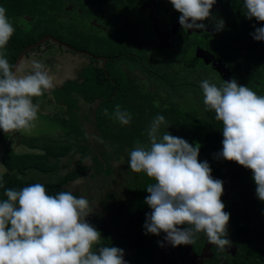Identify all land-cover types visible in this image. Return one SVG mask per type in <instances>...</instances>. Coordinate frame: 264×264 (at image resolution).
<instances>
[{"label":"trees","instance_id":"obj_1","mask_svg":"<svg viewBox=\"0 0 264 264\" xmlns=\"http://www.w3.org/2000/svg\"><path fill=\"white\" fill-rule=\"evenodd\" d=\"M68 1L0 0V6L6 9V15L15 28L5 48L0 49L10 64L14 65L24 49L46 36L54 37L60 44L64 43L73 50L87 51L91 55L89 65L83 69L78 79L66 80L50 92L55 102L65 108L66 116L60 121L62 127L69 129L68 133L55 137L22 136L18 140L19 144L38 150L36 153L3 152L2 163L6 171L0 174L4 183V187L0 188V201L6 199L5 188L19 190L37 182L43 184L50 195L64 190L71 191L70 182L76 178H85L87 173L94 183L101 178L100 182L107 184L109 198L115 201V186L119 181V188L129 191L133 197L130 203L136 208L133 221L136 226L135 236L140 242L142 254L148 252L152 258L150 260L155 263L156 254L152 251H156L161 234L146 235L143 228L145 214L151 211L144 202V198L149 195L146 188L155 181L143 172L131 171L128 160L129 153L137 142L148 146L147 130L151 121L155 116L163 115L169 126L162 125L159 135L167 130L190 144L199 143V154L203 161H208L212 169L211 175L223 182L221 200L229 188L236 187L239 201L229 203L224 209L230 214L228 237L232 235L240 238L245 235V240L247 238L249 244L254 242L255 251L264 256V245L259 246L260 239L264 238V202L256 197V185L250 169L234 161L216 157L215 154L222 149V122L216 121L214 112L206 110L203 104L200 82L209 79L219 86L224 80L212 77L206 69L196 68L195 71L193 68H177L176 61L164 63L158 60L150 50L149 41L140 38L139 34L132 35L137 37L136 49L128 50L124 45H105L102 39L116 41L115 37L120 30L114 23L121 14L127 12L124 0H71L75 6L86 5L99 13L101 18L105 17L106 22H112L109 37L80 31L74 24H70L69 28L62 22H56L55 13L61 12ZM221 3L226 13L238 19L229 21V43L222 45L229 59L231 79L246 85L258 95H264V41H255L250 36L254 31L253 25L264 26V22L245 18L244 0H221ZM102 12H107V15L102 16ZM22 15L35 19L26 30L17 24ZM126 30L133 32L128 26ZM126 35L131 37L126 33L124 37ZM237 41L243 42L248 50L247 68V62L238 59ZM134 51L140 57L134 55ZM123 57L137 62L138 71L153 88L151 91L129 79L126 70L118 71L115 68L116 61ZM104 58L106 61L101 65L98 59ZM190 90L194 93L199 112L191 110L193 108L181 110L175 102V98H183ZM50 93L45 91L42 96L34 97L33 102L42 108ZM156 99L159 106L154 103ZM116 105H120L122 111L130 113L131 121L128 125H121L113 117ZM105 109L108 111L107 115ZM88 126L91 127L92 134L87 132ZM0 140H3L2 133ZM112 176L116 178L111 180ZM71 192L79 196L78 192ZM106 242L104 245L112 246L110 240Z\"/></svg>","mask_w":264,"mask_h":264},{"label":"clouds","instance_id":"obj_2","mask_svg":"<svg viewBox=\"0 0 264 264\" xmlns=\"http://www.w3.org/2000/svg\"><path fill=\"white\" fill-rule=\"evenodd\" d=\"M169 2L180 13L182 30L206 31V20H214V31L224 29L223 18H213L210 11L216 0ZM244 8L246 19L264 22V0H244ZM253 28V40L264 41V26ZM14 32L6 9L0 6V49ZM42 69L37 61L12 65L0 52V130L4 133L33 127L39 111L33 98L54 87L52 77ZM200 88L206 110L222 122V149L216 157L250 169L256 197L264 202V95L235 79L219 86L204 79ZM113 117L121 125L131 121L130 113L120 105L115 106ZM162 125L169 126L165 117L155 116L147 130L148 146L137 142L129 153L131 171L143 172L155 181L147 186L149 195L144 198L151 209L145 214V234L164 233L163 240L176 247L192 245L204 233L209 244L223 251L231 246L227 238L230 214L221 200L223 182L213 178L208 161L198 160L199 143L190 144L167 130L159 135ZM4 196L0 201V264H128L124 250L103 245L100 231L87 221L96 203L86 197L68 190L50 195L39 182L19 190L5 188Z\"/></svg>","mask_w":264,"mask_h":264},{"label":"flooded vegetation","instance_id":"obj_3","mask_svg":"<svg viewBox=\"0 0 264 264\" xmlns=\"http://www.w3.org/2000/svg\"><path fill=\"white\" fill-rule=\"evenodd\" d=\"M73 6H75V4L69 0L63 7L67 11L71 12ZM124 8L127 11L126 14H121L123 16L121 17L120 15L118 17V21L114 23V26L120 30L118 34H121V32L125 34L128 26L133 30L132 33L127 31L131 37H135L132 35L139 34L140 38H144V40L149 41L150 50L153 52L154 57L158 60L165 63L174 57L178 59V61L175 62V67L177 68L189 69L187 67L191 68L192 66L195 71L196 68L206 69L210 70L209 75L215 77L216 79L220 78L224 81L231 80V71L228 66L229 59L223 50L222 45L225 46V44L229 43L230 32L227 30L230 24L229 21H235L237 17H231L232 15L225 12L221 0H216V3L210 10L213 18H223L224 20V29L219 32L214 31L213 29L214 20L204 21L206 31L199 29H189L187 31L182 30L178 21L180 13L174 10L169 0H124ZM64 9L61 12H64ZM82 13L84 14L85 12ZM90 13L93 14V22H91L90 30L86 32L97 33L100 34L101 37H104V34L109 33L113 25L108 23L106 24L105 17L101 18L99 13L93 10H90ZM101 15L106 16L107 12H102ZM55 16L64 18V15H60L58 13H55ZM26 18L30 19L28 22L30 27L31 23L35 19L29 15H22L19 17L17 24L21 26L22 23L20 24V21H26ZM81 21L83 24H87L89 26L88 18L85 19L83 15L81 16ZM94 22L97 23L94 25ZM21 28L23 30L28 29L25 28V24H23ZM92 28L95 30L97 28L99 32L93 31ZM46 37L47 38H45L40 44L24 49L17 57L15 64L20 62L22 57L30 51H41L40 53L47 51L45 49L46 47H43L44 44H48L50 43V40L54 39L50 38L51 36ZM236 43L239 49L238 59L240 61H246L247 65L245 68H247V66H249L248 50L244 46L243 42L237 41ZM60 45L66 44L61 43ZM66 46L69 50H71V52L75 51L88 53L87 51L73 50L70 46ZM154 47L156 52L154 51ZM133 54L140 57L136 51H134ZM88 55H90V53H88ZM102 61L101 65H104L106 59L104 58ZM129 70H127V72L130 79L132 73L137 72H133L131 69ZM78 180L85 181L86 178H79ZM70 185L71 183L69 186ZM117 186L118 185L115 186L117 193H125L128 200L125 201L123 206L114 208V211L118 212V216L114 218V222L116 223H114L113 226V223H110L112 221L109 220L112 217H107L105 220H108L107 222L111 226L110 229L105 227L106 230L101 232L102 229H100L99 223V225L95 224V228L102 233L101 237L106 236L102 238L103 245L104 243H107V240H110V245L124 250V260H126L128 264H264V256H262L259 251H255L256 245H254V242L249 244L246 241L248 239L246 238L245 240V235H242L240 238L230 235L228 239L230 238L229 240L231 241V246L226 247V249L222 251L218 249L217 246L209 244L204 233H200L192 245H180L176 247H172L164 241V233H161V238L158 241H161L163 246L158 245L156 251H152L154 255L156 254L155 263L152 262L150 260L152 258L149 256L148 252H144L142 254L140 242L135 236L136 226L133 221L135 214L134 211L136 208L132 207L130 203L133 197H131V193L129 191H125L123 189V191H119L121 188ZM106 191H108V189ZM106 193L108 192H105V194ZM117 193H115L114 196L116 199H119ZM226 195L227 194L225 193V197L222 200L225 207H227L231 202L239 201V198L236 197V200L225 203ZM86 219L88 222H91L93 220V213ZM116 226L118 227V231L121 232V235L118 233V236L123 238L119 241L118 238H116V235L111 232V229H113V227L116 228ZM108 231L110 234L106 233ZM263 245L264 238H261L259 246L263 247Z\"/></svg>","mask_w":264,"mask_h":264},{"label":"rangeland","instance_id":"obj_4","mask_svg":"<svg viewBox=\"0 0 264 264\" xmlns=\"http://www.w3.org/2000/svg\"><path fill=\"white\" fill-rule=\"evenodd\" d=\"M82 12H85L84 14ZM69 13V14H68ZM90 8L87 7L86 5L81 7H76L73 6L70 11H67L66 9H64V12H59L58 14L60 15H64V18L62 17H56V22H62L64 26L71 28L70 24H74V26H76V28L80 31H88L90 30L91 27V22H93V14L90 13ZM84 16L85 19L88 18V23L89 26L87 24H83L81 21V16ZM29 18H26L25 20H21L20 24L22 23L21 26H23V24H25V28L29 27ZM97 22H94V25ZM111 24L113 25V23L111 22H106V24ZM20 26V25H19ZM20 26V27H21ZM88 26V27H87ZM113 28V27H112ZM93 31H98L97 28L96 30L92 28ZM101 31V30H100ZM126 34H128V32L126 31ZM100 35V34H99ZM111 35V30L109 33H105L104 37H109ZM125 35V34H124ZM123 32H121V34L119 33L118 36L115 37L116 41H111L110 39H102L103 43L105 45H116V47L122 46L124 45L126 48H128V50H132V49H136V44H138L137 41V37H128L127 35L124 37ZM114 39V40H115ZM50 43L48 44H44L43 47H46L45 49L47 50L46 52H48L47 55L51 54H57L56 60H52L53 62H51L53 64L52 69H55V66L57 65V61H61L60 64H68L69 68L68 70H70V72H77L79 70V68H81L82 66H84L85 64H87L86 59H83L82 57H79V59H76V57L78 55H75L74 53H71V51L67 48V46L65 45H60L58 41L56 40H50ZM116 42V43H115ZM44 50V49H43ZM42 50V51H43ZM41 52V51H40ZM40 52H36V51H30L29 53H26V59L27 60H31L34 56L37 59V62L42 63V65H46L48 62H46V64L43 62V60L38 57L41 55ZM73 57V61H74V65L72 64L71 60H69V62H64L65 58H69V57ZM75 57V58H74ZM173 59L170 61L173 62H177L178 59L172 57ZM76 59V60H75ZM83 63L82 65H80V63ZM136 61L133 62L131 61V59L129 57L126 58H120L116 61L115 64V68L119 71V69L122 70H133V72H137V73H132V75L130 76V79L135 80L137 82H139V84L143 85V87L146 88V90H152V86L148 85L147 81H146V77L142 74V73H138V69L139 66L136 65ZM58 63V65H60ZM176 64V63H175ZM62 66V65H61ZM50 67V66H43L44 70L45 68ZM190 68V67H187ZM192 68V66H191ZM50 69V68H49ZM60 70V69H59ZM130 71V70H129ZM208 73H210V70H207ZM57 74L58 72L61 71H56ZM49 73V72H48ZM82 71H80L78 74L81 75ZM53 74V73H51ZM60 74V73H59ZM55 78H58V76H56ZM53 78V82L54 79ZM64 78V77H62ZM57 82L58 80H61V78L59 79H55ZM186 95L183 98H175V102L177 103V106L182 110V109H186V108H193L191 110H194V112H196V110H198V112L200 111L197 105V101L195 100V96L193 91H187L185 93ZM156 102L159 103V101L156 99ZM48 106L45 108V105ZM43 105L42 108H39L40 112L38 111V118L33 122V127L28 130V131H19V132H10V133H4L2 130H0V133H2V138L3 140H0V174L4 173L6 171V168L4 166V164L2 163V154L4 151H9V152H14V153H21V152H25L28 151V148L22 144L18 143V140L20 138H22V136L24 137H38L41 135H45L46 137H55L58 135H63L68 133L69 129H66L64 127H62L61 125V118H64L65 115V108L62 105H58L57 102L52 101V100H48L46 102V104ZM87 132L92 134L91 131V127L88 126L87 128ZM199 161H203V158L198 157ZM123 170V169H122ZM89 173H87V175L85 176V178L87 177V179L83 182H81V186L79 187L80 190H82V192L80 193L82 196L86 197L87 199H89V201L96 203L94 205V211H93V220L91 222H89L90 224H92L95 227V224L99 225L100 224V229L101 232L105 231V227H107L108 229H110V224H108V220H105L107 217H112L109 220H111L114 226V218H116L118 216V212L114 211V208H119L121 206L124 205L125 201L128 200V197L125 196V193L122 192V194L117 193L118 198L115 201H112L109 198L108 193L105 194V192H107V184H103L102 182H100L101 178H98V181H96V183H94V180L88 178ZM116 177L112 176L111 180H114ZM79 179V178H78ZM77 178L75 180H78ZM73 180V181H75ZM119 184V181L117 183V185ZM93 185V186H92ZM95 185V186H94ZM121 184L117 187H120ZM92 191V193H91ZM99 191V192H98ZM119 191H123L122 189H120ZM226 199H225V203L236 200L237 196H236V187H231L229 188L228 191H226ZM99 195V196H98ZM102 213V214H101ZM105 217V218H104ZM99 223V224H98ZM118 227L116 226L113 227V229H111L115 235L116 238H118L119 240H122L123 238L118 236V233L121 235V232L118 231L117 229ZM123 232V231H122ZM107 234H110V232H106ZM102 234V233H101ZM106 236H102V238H104Z\"/></svg>","mask_w":264,"mask_h":264},{"label":"crops","instance_id":"obj_5","mask_svg":"<svg viewBox=\"0 0 264 264\" xmlns=\"http://www.w3.org/2000/svg\"><path fill=\"white\" fill-rule=\"evenodd\" d=\"M161 40H163V39H161ZM162 42V41H161ZM165 42V41H164ZM66 46V45H65ZM71 51V50H70ZM154 51L156 52V49H155V47H154ZM71 53H74L75 55H78L77 57H76V59H79V57H82L83 59H86V62H87V64H85L84 66H82L81 68H79V70L77 71V72H70V70H68V68H69V66H68V64H60V62L61 61H57V65L55 66V68L57 69V70H55V69H53V70H51L52 69V66H53V64L51 63V62H53V60H56V57H57V54L55 53H53V54H49V55H47L48 54V52H43V53H41V55L40 56H38V57H40L42 60H43V62L46 64V62H48L46 65H43L44 67H46V66H50V67H47V68H45L43 71H45V72H49V75L52 77V79L53 78H55L56 76H58V78H55V79H59V78H61V80H58L57 82H55L56 80L54 79V82H53V84H54V87L53 88H51L50 90H48V92L50 93L54 88H56V87H59V86H61L66 80H76V79H78L79 78V72L80 71H83V69L86 67V66H88L89 65V63H90V55H88V53H84V52H75V51H72ZM26 56V55H25ZM25 56H23L22 57V59L20 60V62L21 61H37V59H36V57L34 56L31 60H27L26 59V57ZM52 57H53V60H52ZM75 58V57H74ZM73 59V57L71 56V57H69V58H65V61L64 62H69V60H71V62H72V64L74 63V59ZM75 59V60H76ZM99 60V63L101 64L103 61H102V59H98ZM58 63L60 64V65H58ZM78 63H80V62H78ZM42 64V63H41ZM83 63H80V65H82ZM52 65V66H51ZM62 65V66H61ZM74 65V64H73ZM50 68V69H49ZM60 69V70H59ZM56 71H61V72H58V74H57V72ZM26 72H30V69H26ZM51 73H53V74H51ZM60 73V74H59ZM62 77H64V78H62ZM81 80V79H80ZM48 100H52V101H55L54 100V97H53V94H48V96L46 97V99H45V103H44V105L46 104V102L48 101ZM48 106V104L47 105H45V108ZM39 112H40V110H39ZM28 151H31V152H38V150H36V149H29L28 148ZM26 152V151H25ZM81 180H76V181H72V182H70L71 183V185L69 186V188L70 189H72V191H75V192H78L79 193V196L78 197H80V196H82L80 193L82 192V190H80L79 189V187L81 186ZM84 182V181H83ZM83 193V192H82Z\"/></svg>","mask_w":264,"mask_h":264},{"label":"water","instance_id":"obj_6","mask_svg":"<svg viewBox=\"0 0 264 264\" xmlns=\"http://www.w3.org/2000/svg\"><path fill=\"white\" fill-rule=\"evenodd\" d=\"M45 38H47V37H44V38H42L41 40H39L38 42H36V43H34L33 45H31L30 47H28V48H31L32 46H35V45H38V44H40ZM50 38H52V39H54V40H56L57 41V39H55L54 37H50ZM17 64V63H16ZM15 64V65H16Z\"/></svg>","mask_w":264,"mask_h":264},{"label":"bare ground","instance_id":"obj_7","mask_svg":"<svg viewBox=\"0 0 264 264\" xmlns=\"http://www.w3.org/2000/svg\"><path fill=\"white\" fill-rule=\"evenodd\" d=\"M198 157H200V158H202V156L199 154V156Z\"/></svg>","mask_w":264,"mask_h":264}]
</instances>
